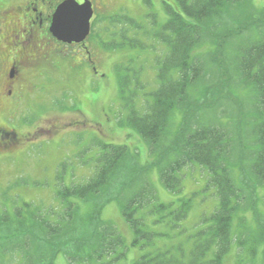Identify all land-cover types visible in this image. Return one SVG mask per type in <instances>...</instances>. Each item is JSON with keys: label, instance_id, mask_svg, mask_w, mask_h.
<instances>
[{"label": "trees", "instance_id": "obj_1", "mask_svg": "<svg viewBox=\"0 0 264 264\" xmlns=\"http://www.w3.org/2000/svg\"><path fill=\"white\" fill-rule=\"evenodd\" d=\"M234 1L177 0L180 10L165 3L169 16L164 24L153 14L148 22L114 14L106 18V40L97 32L102 22L97 21L95 28L94 21L92 38L106 50L129 47L155 54L153 50H160L154 56L155 87L148 94L150 98L143 99L148 103L145 110L135 109L132 103L133 97L140 95L135 67L129 63L117 65V98L123 100L126 112L119 119L122 126L136 132L148 150V159L138 160L125 144L95 141L91 147L97 146L98 151L92 158L91 175L81 183L58 186L54 192L56 209L40 211L24 200L11 208H0V253L16 255L17 264H33L36 258L37 264H54L59 255L64 257V264H119L127 262V252L134 248L136 254L125 264H224L236 242L242 251L234 255L235 263L246 252L249 260L243 264H255L249 248L261 245L260 264H264V190L259 188H264V38L237 49L238 77L255 90V100L249 107L253 120L247 119L252 128L247 136L241 141L243 117L249 110L244 112L234 101L231 107L237 110H231V114L224 105L220 115L214 108L215 93L230 89L233 79L230 65L223 58L225 47L231 38L244 32L243 26L249 25L247 19H256L255 25L264 23L263 5L239 28L226 25L221 29L228 6L246 3ZM120 15H124L123 25L117 29ZM205 40L212 42V64L219 66L220 76L212 78L210 84L215 83L196 96L192 94L194 87L205 76L208 63L204 58L207 55H199L196 49ZM230 100L225 102L229 104ZM175 110L181 115L176 118L194 117L193 112L201 111H214V116L191 128L181 119L180 126L170 131L168 125ZM129 161L134 172L118 174ZM189 165L206 171L203 187L213 189L216 197L213 210L203 214L191 230L182 224L190 199L182 197L179 203L160 200L143 176L154 170L164 188L176 192ZM111 201L119 202L121 218L131 233L129 242L117 225L103 221L101 212ZM85 204H90L88 211L82 209ZM250 222L255 223L257 234L246 247V238L240 234Z\"/></svg>", "mask_w": 264, "mask_h": 264}, {"label": "rangeland", "instance_id": "obj_2", "mask_svg": "<svg viewBox=\"0 0 264 264\" xmlns=\"http://www.w3.org/2000/svg\"><path fill=\"white\" fill-rule=\"evenodd\" d=\"M237 1L239 0H235L234 2ZM100 2H103L102 8L99 6ZM165 2L173 8L177 7L180 10V6H177V0H92L95 8L92 18L96 17V20L98 17L125 14L135 18L137 21L146 22L148 15L154 13L157 17V22L164 24L167 22L169 16L164 6ZM263 5L264 0H246V3L243 5L236 3L230 4L228 6V15L226 12V15L223 16L227 20L222 21L221 29L225 28L226 25L229 26V29L231 27L239 28L242 24L241 22L250 18L252 13L255 14L254 10L260 9ZM123 17L124 15H120L117 29L123 25ZM255 20L252 18L247 19L246 22L250 26H243L244 32L241 35L231 38L228 46L224 49L223 58L228 63H226L228 67L230 65L233 79L230 82V89L227 88L228 90L225 92L219 90L215 93L216 104L214 108L217 111V115H220L223 111V105L226 108H231L233 101L239 104L240 108L245 112L249 110L250 105L255 100V90L250 84L240 81L235 69L238 55L237 49L239 46H249L251 43L264 38V23L255 25L258 23ZM105 24H107L106 18L102 19V23L98 26L97 32L104 39H107L108 35ZM94 25L96 28L98 24L95 22ZM2 33L7 37L10 32L9 30H3ZM93 40L97 42L95 38ZM94 41L86 39V47L94 59V71L93 68H90L89 63L81 54L76 44L64 45V48L55 50L52 65L49 63L43 65V71L41 73L36 74L33 71H21L20 81L22 83L25 81L26 85L29 86L33 83L41 86L32 95L30 89L24 91L26 101L16 108L18 110L17 112L10 114L7 109H4L0 114L4 117L9 116V121L14 120L20 122L23 119L21 124L16 125L20 131H29L35 127L37 129H43V131L37 137L35 143L29 146H23L10 155H6L3 152L4 150H2L4 154L0 157V208L3 205H8V208H11V206L20 204L24 200L29 203L31 202L33 204L31 206L33 208H39L40 211L50 212L51 207H54L52 209H56V200L54 198L56 188H59L62 184L81 183L92 173L93 167L91 162L93 163V161L91 158L94 156H90L93 153H87L85 152L86 148H83L81 150L82 154L80 153L81 157L79 158V150L77 149L76 143H80L81 141L85 144H88V142L92 144L94 141H90L89 139L96 137L98 141L103 143L126 144L130 151L136 153L138 160L146 162L148 159L146 148L136 136V132L131 128H122L118 121L115 120L118 117L119 111L125 110L121 109L124 108L122 104L123 100L115 98L117 81L116 66L117 64L129 63L135 67L138 79L137 91L140 92V95H135L132 103L135 109L145 110L148 103L145 100L143 101V99L145 97L150 98L148 94L154 88V74H156L154 56L160 50L154 47L157 49L153 50L156 54L147 49L141 55H137L139 54L137 49L109 50L105 52L100 47V44L97 42L99 44L98 46ZM213 45L215 46L214 43ZM10 49L11 47L8 50ZM196 52L199 55L206 54L207 56H204V58L208 62L205 68L206 71H204L205 76L201 82H197L192 93L197 96L200 95V92L204 88L209 87L212 78L218 75L220 76V72L219 66L216 68L212 64L214 51L211 41L205 40L200 43ZM128 58L132 59L128 60ZM221 72L223 73L222 70ZM45 74L50 75L45 76ZM42 77H44L43 80ZM214 83V81L211 82L212 85ZM216 87L218 86H213V88ZM224 93H227V95ZM228 99H231L229 104L225 102ZM222 102L223 104H221ZM74 103L77 104L81 111H72V106H75ZM231 109L228 114H231ZM233 109H235L234 111L237 110L236 107ZM213 112L209 114H203L202 111L193 112L194 117L176 118L181 117V115L175 110L171 114L168 125L169 130H176L181 124V119L182 124L185 122L188 127H195L203 119H210V115L214 116ZM247 119L249 121L253 120L251 110L247 111V114H244L243 117L244 127L240 132L241 141L247 136L250 128H252L250 123L247 122ZM98 124L103 125L101 127ZM96 126L103 134L100 133ZM170 134L171 132L168 135ZM166 142L167 138H164V143ZM97 150L98 148L95 146L94 151ZM129 165L130 161L125 165V169H122L118 174H124L125 176L132 174L134 172L132 170L134 165ZM60 166L61 169L59 172L57 168ZM143 176L146 182L151 183L160 200H176L179 203V199L182 197L190 199L187 218L182 223L188 230L194 228L195 224L199 223V217L203 213L208 214L216 203V197L211 194L212 189H204L202 187L205 183L204 172L197 166H189L185 171L183 187L176 192H171L164 188L159 179H156L158 177L154 170L143 173ZM259 188L264 190L262 187ZM126 194H128V191L125 192ZM89 206L90 204H85L82 209L88 211ZM261 206L264 210V201ZM119 211V202L111 201L102 210V218L103 221L105 220L108 223L117 225L121 233L125 236L126 242H129L131 240V233L128 232L129 230L122 220ZM242 212H247V210H242ZM244 214L247 215V213ZM25 220L29 222L28 218ZM254 225V222H250V225L241 231L240 235L246 238V247L248 244L251 245L256 237L257 231ZM157 229L162 230L163 227L158 226ZM236 235L238 234H235V237ZM231 248L232 250L228 257L225 258L224 264H243V262L249 260V255L243 252V259L239 263H235L233 257L242 251V249H240V246L236 242ZM132 250L127 252V262L137 252L134 248ZM249 252L251 257L255 259V264H260L262 261L261 257L263 256L262 246L259 245L258 247L254 246L249 248ZM57 257L54 264L65 263L62 255ZM1 261L2 264H17L19 260L14 254L0 253ZM124 262L119 264H123ZM37 263L38 260L36 258L33 264Z\"/></svg>", "mask_w": 264, "mask_h": 264}, {"label": "flooded vegetation", "instance_id": "obj_3", "mask_svg": "<svg viewBox=\"0 0 264 264\" xmlns=\"http://www.w3.org/2000/svg\"><path fill=\"white\" fill-rule=\"evenodd\" d=\"M55 4L56 0L0 1V113L7 109L12 114L26 101L24 91L30 89L32 95L40 88L41 85L37 83L30 86L25 81L22 83L21 71L38 74L43 71V65H52L53 54L58 48L48 27ZM3 30H9L7 37L2 33ZM8 117L0 114V157L24 143H33L43 131L37 128L28 132L20 131L16 125L22 121L15 124Z\"/></svg>", "mask_w": 264, "mask_h": 264}, {"label": "water", "instance_id": "obj_4", "mask_svg": "<svg viewBox=\"0 0 264 264\" xmlns=\"http://www.w3.org/2000/svg\"><path fill=\"white\" fill-rule=\"evenodd\" d=\"M91 3L85 0L79 4L75 0H64L56 6L52 15L50 31L55 38L65 42H79L89 32L92 15Z\"/></svg>", "mask_w": 264, "mask_h": 264}]
</instances>
